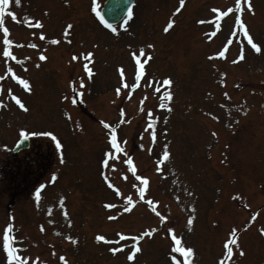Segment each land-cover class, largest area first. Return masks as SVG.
<instances>
[{"label": "rangeland", "instance_id": "374dc122", "mask_svg": "<svg viewBox=\"0 0 264 264\" xmlns=\"http://www.w3.org/2000/svg\"><path fill=\"white\" fill-rule=\"evenodd\" d=\"M104 1L95 0L97 11ZM250 3L251 11L241 0L237 13L236 0H184L182 6L180 0H136L127 24L110 33L91 10L93 0H9L4 22L10 26L23 18L12 35L26 41L21 31L32 34L35 20L43 19L37 33L60 43L44 64L6 67L0 57V264H8L2 239L10 216L13 246L27 264H131L124 256L132 241L120 240L116 231L137 236L152 228L156 231L137 243L141 251L134 264H173L168 234L193 249L191 264H218L221 258L225 264H264V0ZM68 24L72 28L65 32ZM244 31L260 52L247 43ZM36 48L22 47L27 54ZM141 48L144 73L136 80L133 53L139 55ZM89 52V60L80 55ZM9 68L32 82L31 93L11 83ZM165 78L170 85H163ZM166 91L171 99L164 103L160 92ZM15 94L27 111L10 102ZM104 124L117 127L135 175L123 165L124 155L99 165L114 151ZM22 131L40 134L28 136L31 149L14 157L11 150ZM165 146L169 159L158 165ZM25 157L17 171L7 170ZM14 171L30 172L22 190L15 188L19 180L10 179ZM103 174L122 188L124 198L134 197L129 210L121 197L114 199L116 211L104 210L103 202L114 200ZM136 176L148 178L145 195L166 217L163 223L136 198L141 186ZM111 215L117 220L107 221ZM233 228L244 254L234 247L227 258L223 245ZM98 235L105 241H97ZM121 245L129 246L123 255L108 254Z\"/></svg>", "mask_w": 264, "mask_h": 264}, {"label": "snow or ice", "instance_id": "6c2138e0", "mask_svg": "<svg viewBox=\"0 0 264 264\" xmlns=\"http://www.w3.org/2000/svg\"><path fill=\"white\" fill-rule=\"evenodd\" d=\"M16 4H19L20 0H15ZM181 6L184 3V0H180ZM244 3L247 5L248 10L251 11L252 10V6L250 3V0H244ZM9 6V0H0V26H2L3 24V16L5 15L7 9ZM97 7L98 5H96L95 0H93V7H92V11L96 13V16L99 17L100 22L105 24L106 27L110 28L113 32H116V28L113 27V25L109 24L105 19L104 16L101 15V13L99 11H97ZM235 9L236 12L239 13L241 12V0H236V5H235ZM177 12L180 11L179 8L176 9ZM214 12L218 11L217 9H213ZM229 12L232 11V9H228ZM9 16L12 17V19H16L15 13L13 12H8L7 13ZM227 13H221V15H226ZM132 17V10L131 8L127 9V13H126V17L124 20V23L127 24V20L130 19ZM202 22V21H201ZM236 24H238L240 26V28L243 30L244 29V24L241 21V18L239 15L236 16V20H235ZM172 21L170 20L167 27L164 29L165 31H168L169 28L172 27ZM35 27L38 28H42L43 25L41 23L40 20H35ZM72 25L68 24L65 28V32H67L68 29H71ZM4 33H5V39L3 40V44L5 45L2 55L5 58H11L13 60L16 59L15 56L12 55V52L10 51L9 46L13 43L12 40L7 38V33H8V29L4 28L3 29ZM244 36L247 38V43L249 45H251V47L253 49H255L256 52H260V47L256 44L253 43L252 38L248 35L247 31H244ZM41 38H43V34L41 33ZM51 43H58L57 40H52ZM149 48L153 47V45H148ZM81 57L85 60H89V58L92 56V53L89 52L87 54L81 53L80 54ZM144 55V49L141 48L139 50V55H137L136 53H133V59L136 61V80H139L140 77L143 75L144 73V64L140 63V58L141 56ZM217 55H219L220 57L224 56V52L221 51L219 52ZM41 60L46 59V57L44 55H40L39 57ZM150 58V55H149ZM240 59L243 58V55L241 54V56L239 57ZM77 59V57L75 55H73V60ZM146 62V61H145ZM235 62V61H234ZM19 63V61H18ZM38 66V65H37ZM86 70L89 72V74H91V69L87 68V64L85 65ZM8 72H12V69L9 68ZM14 78L21 84L23 85L24 89L26 90H30L29 87V82L25 79H21L19 76H14ZM121 78L123 79V71L121 70ZM0 79H2V77H0ZM171 84V80L168 78H165L163 80V85H170ZM80 86L83 87V81H80ZM133 87H135V85H133ZM159 89H157L158 91ZM75 91V89H74ZM117 95L120 94V88L116 89ZM164 96H166L168 99H171V94L169 92H165ZM13 99L15 100L16 104L19 105V107L25 111H27L25 105L21 102V100L19 98L13 97ZM75 99H73V103H75ZM0 105H2V101H0ZM163 103H161V107H163ZM170 110V109H169ZM149 116H151V113H148ZM121 116H123V110H121ZM104 127L109 128V140H110V145H111V149L114 151H110L109 153H106V155L112 160V161H116L119 159V156L115 155V153H122L127 159L124 161L126 164H128L129 166H132L133 161L131 159V157L128 156V154L124 151V148L122 147V143L118 142L117 139V127L116 126H110L108 124H104ZM149 127H153V125L149 124ZM40 133H25V132H21V136H23L25 139L28 136L31 135H39ZM45 135L51 136L53 140H56V137L54 135H52V133H45ZM152 135V139L155 140V132L151 133ZM213 135H215V133H213ZM56 146L57 148H60L61 145L59 143V141H56ZM163 155V159L162 160H158L157 164L161 165L164 164L165 161H167L169 159L170 153L167 151V146H165V150L162 153ZM103 163L105 165H108V160H104ZM111 167L113 169H115L116 164L113 163L111 165ZM160 167H157V171H160ZM131 172L135 175L136 173V169L135 167H131ZM126 178V177H125ZM136 180L139 182V184L141 185L139 187V191H138V195H139V199L141 201L145 200V193H146V189L148 188L149 185V180L147 177H142V176H136L135 177ZM53 180L55 179V176H53L52 178ZM105 180H108L109 178L107 176L104 177ZM110 187H112L111 184H109ZM41 188L44 187V185L40 186ZM116 195H120L119 190L116 191ZM36 199L39 200L40 199V189L36 190L35 193ZM125 204H124V210L127 211L129 210V206L132 204V200L131 197H125ZM147 205L151 207V210L158 216L160 217L161 223H163L166 220V217L162 216L153 205V201L151 199H148L146 201ZM158 203V202H157ZM106 207L108 208H114L117 207V205L115 204H106ZM65 215H67V213H65ZM116 216H110L109 219L110 220H114L116 219ZM256 218L255 214H253L252 219L254 220ZM10 222L6 225L4 231H3V239H2V247L3 250L7 253V261L8 264H27V258H21L17 252L18 249L15 248L13 246V241L15 239V237L11 234L13 232V223L11 222L13 220V218L10 216ZM192 223V217L190 216L188 218V225H191ZM41 230L43 231V228L41 227ZM156 231L155 228H152L151 230H146L144 232H142L140 235L137 236H130V237H126L125 235L121 234V233H117V236L119 237L120 240H126V239H130L132 241V245H131V252L129 253L127 259L129 261H131L133 259V256L135 253L140 252L141 249L137 246V243L142 240L144 238V236H151L154 232ZM262 233H264V229H261ZM168 232L171 234L173 233V229L169 228ZM69 240H71V242L73 244L77 243V241L71 237H67ZM172 240L175 242L172 248V252L173 253H177L179 254L183 259L182 260H178L176 255H171V260L174 262V264H191V258L193 256V249L191 247H185L184 246V242H182V239L180 237H178L177 235L173 234L171 236ZM97 241H105V237L102 235H98L96 237ZM106 242H110V241H106ZM115 243H119V240H117ZM126 245H121L120 248H112L110 249V251H112L113 253L120 251L123 247H125ZM225 252H224V257L227 258H231L233 255V248L235 247L237 250H239V254L243 255V250L240 249L239 244L237 242V232L236 229L233 228V230L229 233V238L224 242L223 245ZM61 261H64V257L61 256L60 257ZM64 264H67V261H64ZM218 264H225V259L221 258L218 261Z\"/></svg>", "mask_w": 264, "mask_h": 264}, {"label": "water", "instance_id": "95a60500", "mask_svg": "<svg viewBox=\"0 0 264 264\" xmlns=\"http://www.w3.org/2000/svg\"><path fill=\"white\" fill-rule=\"evenodd\" d=\"M134 0H107L102 8L101 14L104 19L111 24L120 21L127 13V9L133 5ZM29 141L24 139L19 142L15 151L28 147Z\"/></svg>", "mask_w": 264, "mask_h": 264}, {"label": "trees", "instance_id": "16d2710c", "mask_svg": "<svg viewBox=\"0 0 264 264\" xmlns=\"http://www.w3.org/2000/svg\"><path fill=\"white\" fill-rule=\"evenodd\" d=\"M20 175L22 176V180H21V182L23 183H25V181H27L28 180V177H29V175H30V172H27V173H20ZM14 177H19V176H14ZM17 179V178H16Z\"/></svg>", "mask_w": 264, "mask_h": 264}]
</instances>
